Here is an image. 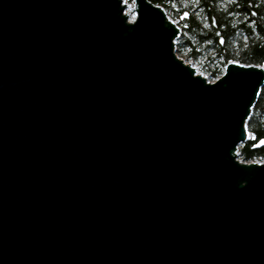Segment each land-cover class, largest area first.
Masks as SVG:
<instances>
[{
    "label": "water",
    "instance_id": "water-1",
    "mask_svg": "<svg viewBox=\"0 0 264 264\" xmlns=\"http://www.w3.org/2000/svg\"><path fill=\"white\" fill-rule=\"evenodd\" d=\"M134 1L0 0V264H264V65L209 81Z\"/></svg>",
    "mask_w": 264,
    "mask_h": 264
},
{
    "label": "trees",
    "instance_id": "trees-1",
    "mask_svg": "<svg viewBox=\"0 0 264 264\" xmlns=\"http://www.w3.org/2000/svg\"><path fill=\"white\" fill-rule=\"evenodd\" d=\"M173 19H180L178 54L199 62L212 79L219 78L231 60L264 65V0H152ZM183 17V15H185ZM253 138L242 143L244 161H264V87L247 122Z\"/></svg>",
    "mask_w": 264,
    "mask_h": 264
},
{
    "label": "rangeland",
    "instance_id": "rangeland-1",
    "mask_svg": "<svg viewBox=\"0 0 264 264\" xmlns=\"http://www.w3.org/2000/svg\"><path fill=\"white\" fill-rule=\"evenodd\" d=\"M125 3L128 4V8L126 10V12L130 15V20H134L136 18V11H135V1L134 0H124ZM168 13V11H167ZM168 15L171 17L172 16V13H168ZM185 15H183V17H185ZM172 18V17H171ZM173 19V18H172ZM174 21H176L177 23L179 22L180 23V19H173ZM181 58H183L185 61H187L188 63H190L192 66H194L196 69H197V72L204 75L205 77H207V79L209 81H215V79H212L211 77H209V75L203 70V67L202 65L204 64V61H195L191 58H189L187 55H182V54H178ZM254 137V136H252ZM241 145V144H240ZM241 146H239V149H240ZM238 153L240 154V151L238 150ZM238 154V157L240 160L244 161L240 155ZM257 162H264V161H261V160H256Z\"/></svg>",
    "mask_w": 264,
    "mask_h": 264
}]
</instances>
